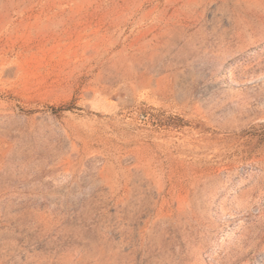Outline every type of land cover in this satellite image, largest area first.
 <instances>
[{
    "label": "rangeland",
    "instance_id": "obj_1",
    "mask_svg": "<svg viewBox=\"0 0 264 264\" xmlns=\"http://www.w3.org/2000/svg\"><path fill=\"white\" fill-rule=\"evenodd\" d=\"M0 264H264V0H0Z\"/></svg>",
    "mask_w": 264,
    "mask_h": 264
}]
</instances>
